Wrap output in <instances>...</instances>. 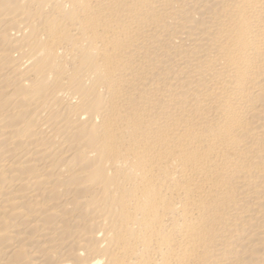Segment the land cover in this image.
<instances>
[{
  "label": "bare ground",
  "instance_id": "6f19581e",
  "mask_svg": "<svg viewBox=\"0 0 264 264\" xmlns=\"http://www.w3.org/2000/svg\"><path fill=\"white\" fill-rule=\"evenodd\" d=\"M0 264H264V0H0Z\"/></svg>",
  "mask_w": 264,
  "mask_h": 264
}]
</instances>
